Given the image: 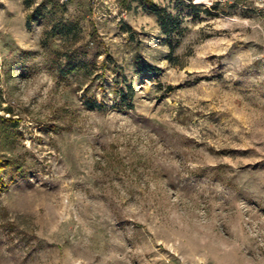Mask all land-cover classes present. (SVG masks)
Instances as JSON below:
<instances>
[{"label":"rangeland","instance_id":"1","mask_svg":"<svg viewBox=\"0 0 264 264\" xmlns=\"http://www.w3.org/2000/svg\"><path fill=\"white\" fill-rule=\"evenodd\" d=\"M220 1L0 0V264H264V17Z\"/></svg>","mask_w":264,"mask_h":264},{"label":"trees","instance_id":"2","mask_svg":"<svg viewBox=\"0 0 264 264\" xmlns=\"http://www.w3.org/2000/svg\"><path fill=\"white\" fill-rule=\"evenodd\" d=\"M150 6V12L156 17L157 22L162 30V32L164 34H167L169 31V28H178L177 24L178 22L176 21V19L174 17H172L171 14L167 13V11L165 9H161L158 6H155L153 4H149ZM193 11H199V8L196 7L195 5H190L189 6ZM206 14H209L208 11H204ZM34 18L35 20L39 19L41 17V14L39 13L38 9H35L34 11H32L31 15H29V18ZM120 95L122 97H124V95L122 93H120ZM88 110H96L98 107L95 103H91V102H87L86 105ZM5 164H7V161H4ZM4 167L0 166V172L3 171ZM11 181H13V179H9ZM4 186V181L3 179L0 177V190L1 188H3Z\"/></svg>","mask_w":264,"mask_h":264},{"label":"built area","instance_id":"3","mask_svg":"<svg viewBox=\"0 0 264 264\" xmlns=\"http://www.w3.org/2000/svg\"><path fill=\"white\" fill-rule=\"evenodd\" d=\"M61 2H66L68 0H59ZM248 1L252 4L253 8L257 11V13L261 14L264 17V0H221L220 2L223 4H233L237 5L238 3ZM261 61L264 63V50L261 54Z\"/></svg>","mask_w":264,"mask_h":264},{"label":"bare ground","instance_id":"4","mask_svg":"<svg viewBox=\"0 0 264 264\" xmlns=\"http://www.w3.org/2000/svg\"><path fill=\"white\" fill-rule=\"evenodd\" d=\"M207 2H208V0H195V4H197V5L207 4Z\"/></svg>","mask_w":264,"mask_h":264}]
</instances>
